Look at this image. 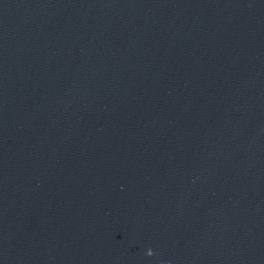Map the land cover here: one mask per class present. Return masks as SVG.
<instances>
[{"label": "water", "instance_id": "1", "mask_svg": "<svg viewBox=\"0 0 264 264\" xmlns=\"http://www.w3.org/2000/svg\"><path fill=\"white\" fill-rule=\"evenodd\" d=\"M0 264H264V0H0Z\"/></svg>", "mask_w": 264, "mask_h": 264}]
</instances>
